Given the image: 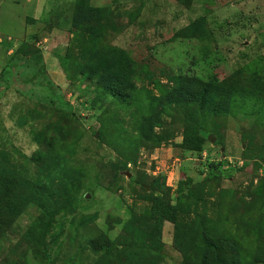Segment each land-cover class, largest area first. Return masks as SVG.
<instances>
[{"label":"rangeland","instance_id":"374dc122","mask_svg":"<svg viewBox=\"0 0 264 264\" xmlns=\"http://www.w3.org/2000/svg\"><path fill=\"white\" fill-rule=\"evenodd\" d=\"M0 264H264V0H0Z\"/></svg>","mask_w":264,"mask_h":264},{"label":"trees","instance_id":"16d2710c","mask_svg":"<svg viewBox=\"0 0 264 264\" xmlns=\"http://www.w3.org/2000/svg\"><path fill=\"white\" fill-rule=\"evenodd\" d=\"M191 138H192V140H193V142H194L195 139H196V133H195V134L193 133V134L191 135ZM158 204L161 205L162 202H158ZM164 209H165V211L169 212V207L166 206ZM165 219H167V220H171V218H170L169 216H168V217H165Z\"/></svg>","mask_w":264,"mask_h":264},{"label":"crops","instance_id":"0c3cea01","mask_svg":"<svg viewBox=\"0 0 264 264\" xmlns=\"http://www.w3.org/2000/svg\"><path fill=\"white\" fill-rule=\"evenodd\" d=\"M34 9H35V8H34ZM34 9H33V11H34ZM31 18H33V20H36V19H37L36 11L33 12V16H32Z\"/></svg>","mask_w":264,"mask_h":264},{"label":"water","instance_id":"95a60500","mask_svg":"<svg viewBox=\"0 0 264 264\" xmlns=\"http://www.w3.org/2000/svg\"><path fill=\"white\" fill-rule=\"evenodd\" d=\"M211 139H213V138H211Z\"/></svg>","mask_w":264,"mask_h":264}]
</instances>
